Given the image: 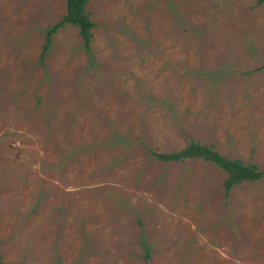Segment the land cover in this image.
<instances>
[{"label": "rangeland", "instance_id": "374dc122", "mask_svg": "<svg viewBox=\"0 0 264 264\" xmlns=\"http://www.w3.org/2000/svg\"><path fill=\"white\" fill-rule=\"evenodd\" d=\"M0 0L6 264H264V176L152 152L192 143L264 170V0Z\"/></svg>", "mask_w": 264, "mask_h": 264}, {"label": "trees", "instance_id": "16d2710c", "mask_svg": "<svg viewBox=\"0 0 264 264\" xmlns=\"http://www.w3.org/2000/svg\"><path fill=\"white\" fill-rule=\"evenodd\" d=\"M87 0H66V13L60 21L53 23L45 32V44L39 56L43 61L46 50L51 44V38L66 25L78 28V35L83 45L88 49L91 41L92 23L85 12ZM153 157L163 163L184 162L196 158L212 164L225 173L223 182L224 192L227 194L236 185L247 181L255 182L264 176V170H259L255 165L245 164L239 159H230L219 154L212 145L192 143L189 146L172 153L152 152ZM0 264H6L0 256Z\"/></svg>", "mask_w": 264, "mask_h": 264}]
</instances>
